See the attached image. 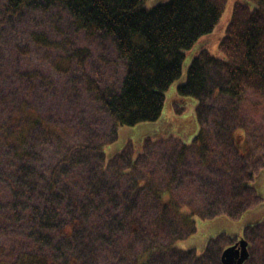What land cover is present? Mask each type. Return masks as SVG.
<instances>
[{"label": "trees", "instance_id": "trees-1", "mask_svg": "<svg viewBox=\"0 0 264 264\" xmlns=\"http://www.w3.org/2000/svg\"><path fill=\"white\" fill-rule=\"evenodd\" d=\"M146 2L0 0L5 21L27 11L57 9L69 17L76 32L111 42L125 68L119 82L106 86L100 78L86 75L88 48L74 51L67 59L75 62L60 71L82 72L89 95L116 129L162 117L166 92L182 75L185 51L215 30L228 0H171L152 8ZM49 45L42 30L32 33L30 46H16L15 61L0 71V264H223L222 253L233 242L225 246L222 237L213 239L202 255L182 250L178 243L197 232L198 218L240 215V195L251 189L241 169L232 173L223 152L219 154L226 158L227 174L225 181L221 179L220 166L212 159L217 156L210 152L208 115L216 105L229 108L249 97L264 106V0L235 3L219 44L223 59L207 50L194 57L178 90L182 97L198 101L199 133L191 145L183 144L173 164L149 156L152 138L143 149L129 148L112 158L100 145L86 147L88 156L75 145L60 158L44 160L52 139L60 137L52 135L57 128L36 111L42 75L37 70L19 73L16 85L4 76L19 68L29 50L39 54ZM235 111L231 117L221 114L229 122ZM233 134L238 132L228 135V146L236 148L234 157L242 166L248 160L238 151ZM187 146H194L195 169L184 168ZM206 170L218 182L209 189L211 202L201 214L176 191H185V185L197 188ZM258 226L247 227L244 238L260 237ZM244 264H264V254L254 257L250 251Z\"/></svg>", "mask_w": 264, "mask_h": 264}, {"label": "rangeland", "instance_id": "rangeland-1", "mask_svg": "<svg viewBox=\"0 0 264 264\" xmlns=\"http://www.w3.org/2000/svg\"><path fill=\"white\" fill-rule=\"evenodd\" d=\"M169 1L171 0H148L145 6L152 8ZM239 1L241 0H228L215 30L200 38L191 49L185 51L182 75L166 92L162 117L157 122L119 127L118 129L112 124V120L103 113L100 105L95 103L89 95L82 72L72 69V72L65 75L60 71L61 68H68V63L75 62V60L67 59L68 56H73L74 51L88 48L91 56L86 65V75L95 80L100 78L107 84L106 86L119 82L120 78L122 80L125 75V68L117 58V51L111 42L101 36L89 39L83 33L76 32L69 17L57 9L47 12L43 9L42 11H27L17 18L5 21L0 3V23L3 22L0 27V71L7 70L8 64L15 61V55L18 56L16 46H20L22 49L30 46L32 33L42 30L50 43L49 46L42 47V53H39L41 55L37 54L36 50H29L19 68L4 76L9 84L16 85L20 80L19 73H32L37 70L42 75V97L36 99L37 110H35L38 113L41 112L42 114H39L43 115L51 126L57 128L52 132V135L60 137L52 139L53 143L48 150L49 153L47 156H43V159L49 161L48 159L60 158L75 145H81L82 152L84 154L86 152L85 155L88 153L86 147H99L100 145L106 157L112 158L129 148L139 151L144 148L146 139L152 138L150 157L160 156L161 161L169 160L170 164L177 161L178 150L183 144L191 145L199 133L196 112L198 101L192 97H182L178 90L179 85L186 80L194 57L202 50H207L218 59L224 58L219 50V44L232 18L234 5ZM39 61L42 62L37 63ZM235 108L237 111L228 122L229 119H224L227 117L222 116L221 112H225L231 117L230 112H233ZM237 112L239 113L236 115ZM208 124L212 125L211 127L208 125V136L212 142L210 152L217 156L212 159L217 160L213 162L216 163L215 167L220 166L217 170L223 174L221 179L225 181L227 174L223 172L226 158L222 160L219 154L223 152L228 157L227 163L232 168V173H237L241 169L242 178L249 182L248 186L251 189H246L240 195L243 205L240 215L213 220L198 218L197 232L188 239L179 242L178 248L182 250L194 249L202 255L211 240L222 237L223 245L228 246L232 242L235 243L242 239L247 227L259 225L260 237H257L256 234L249 237L248 240L252 243L250 251L253 256H260L264 254V237H262L264 236V106L258 105L252 97L241 102L234 101L229 108L222 104L221 106L216 105L208 115ZM233 130L243 136L233 134L237 141L238 151L245 156L246 161L248 160L242 166H238V159L234 157L236 148L228 146L230 140L227 137ZM34 142L39 145V141L35 140ZM192 147L194 146L186 147L188 163L184 166L185 169L191 166V169H195L196 166L197 160L194 158L196 152ZM164 154L167 156L163 158ZM149 156L147 154V158ZM143 160L147 159L143 158ZM145 165L147 166L148 163L145 162ZM178 167L180 166L178 165ZM211 172L217 174L216 170H211ZM79 173L80 171L76 173V176ZM185 173L189 174L190 172ZM200 180L201 184L197 188L193 185L189 187L185 185V191L178 189L176 194L182 196L183 198H178L189 202L190 206L196 207L193 209L199 208V213L202 214V210H208V203L211 202L208 200L209 189L215 187L218 180H215L208 170ZM178 186L180 187V185ZM235 209L238 211L237 207Z\"/></svg>", "mask_w": 264, "mask_h": 264}, {"label": "water", "instance_id": "water-1", "mask_svg": "<svg viewBox=\"0 0 264 264\" xmlns=\"http://www.w3.org/2000/svg\"><path fill=\"white\" fill-rule=\"evenodd\" d=\"M249 259L248 242L242 239L238 244L224 250L223 264H244Z\"/></svg>", "mask_w": 264, "mask_h": 264}]
</instances>
